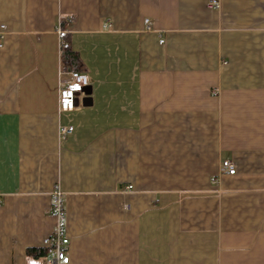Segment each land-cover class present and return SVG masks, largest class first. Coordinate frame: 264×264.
Instances as JSON below:
<instances>
[{"label": "crops", "instance_id": "0c3cea01", "mask_svg": "<svg viewBox=\"0 0 264 264\" xmlns=\"http://www.w3.org/2000/svg\"><path fill=\"white\" fill-rule=\"evenodd\" d=\"M210 1L0 0V264L54 260L57 191L69 264H264V0Z\"/></svg>", "mask_w": 264, "mask_h": 264}, {"label": "built area", "instance_id": "2783aa9c", "mask_svg": "<svg viewBox=\"0 0 264 264\" xmlns=\"http://www.w3.org/2000/svg\"><path fill=\"white\" fill-rule=\"evenodd\" d=\"M220 0H211L209 7L213 9L220 8ZM146 26L151 29V22L146 20ZM61 39V48L65 46L64 38L67 36L65 30H58ZM163 43V42H162ZM91 85L89 78L81 73H65L60 74V89H59V112L61 114L73 113L77 110L78 102L84 97L85 91ZM74 132L72 126H60L59 137L61 140L66 139ZM223 173H228L231 176L236 175L237 167L232 161H225L222 164ZM53 211L57 218V227L51 237L44 243V249L48 255L54 258L50 264H69L70 258L66 254V247L69 245V238L65 229V207L63 202V194L61 191L54 193Z\"/></svg>", "mask_w": 264, "mask_h": 264}, {"label": "trees", "instance_id": "16d2710c", "mask_svg": "<svg viewBox=\"0 0 264 264\" xmlns=\"http://www.w3.org/2000/svg\"><path fill=\"white\" fill-rule=\"evenodd\" d=\"M66 38V37H65ZM62 62L63 70L78 72L82 68V63L79 57L72 52L69 44L65 42V46L62 47ZM28 255L35 259H40L49 256L46 249H31L28 251Z\"/></svg>", "mask_w": 264, "mask_h": 264}]
</instances>
